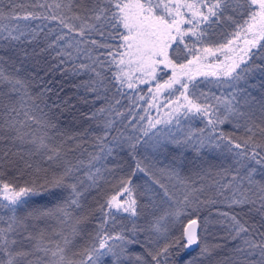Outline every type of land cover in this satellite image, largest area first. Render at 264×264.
<instances>
[{"label": "snow or ice", "instance_id": "obj_1", "mask_svg": "<svg viewBox=\"0 0 264 264\" xmlns=\"http://www.w3.org/2000/svg\"><path fill=\"white\" fill-rule=\"evenodd\" d=\"M0 264H264V0H0Z\"/></svg>", "mask_w": 264, "mask_h": 264}, {"label": "trees", "instance_id": "obj_2", "mask_svg": "<svg viewBox=\"0 0 264 264\" xmlns=\"http://www.w3.org/2000/svg\"><path fill=\"white\" fill-rule=\"evenodd\" d=\"M166 77V76H165ZM164 77V78H165ZM142 89H143V92L144 93H147L146 92V88L147 86H140ZM65 89H66V94H72L73 93V89L71 87V82H69L68 84H66L65 86ZM74 103H77V106L80 110V112H83V113H87L88 111V108L87 106H85L82 102H78V101H74ZM125 103H127L125 101ZM143 103V102H141ZM77 115L79 116V113H77ZM153 115H155V110H153ZM71 117L70 116H66L63 120V122H67L66 126L69 125L70 121H71ZM72 126L74 128H76L77 130H83L84 128H87L89 127V122H86L83 117H80L78 119H76V121L73 122ZM189 125H186L185 127H188ZM190 127H192L193 129L195 128H199V127H202V124L196 120V121H193L190 125ZM226 131H231V125H228L226 128H225ZM123 159V157H121ZM191 158V155H189V159ZM111 166V165H109ZM217 179H219V177H217ZM140 182V181H138ZM55 198L54 197H47L46 200H54ZM89 201H91V197H89ZM217 209H219L220 211H226V207L223 205V204H217L215 206H211V207H208V208H205L202 213H201V216L202 217H205V216H208L210 213L212 215V218L215 220L216 219V211ZM210 232L212 233L211 235H208L207 236V239L210 241V242H220V238L223 237L226 233L224 232V230L219 226V225H216L215 227H213L212 229H210Z\"/></svg>", "mask_w": 264, "mask_h": 264}, {"label": "rangeland", "instance_id": "obj_3", "mask_svg": "<svg viewBox=\"0 0 264 264\" xmlns=\"http://www.w3.org/2000/svg\"><path fill=\"white\" fill-rule=\"evenodd\" d=\"M166 78H167V77H165V79H166ZM141 86H143V85H141ZM146 92H147V88H146ZM75 121H76V120H75ZM63 123H64L65 125L67 124V122H65V121H64Z\"/></svg>", "mask_w": 264, "mask_h": 264}]
</instances>
